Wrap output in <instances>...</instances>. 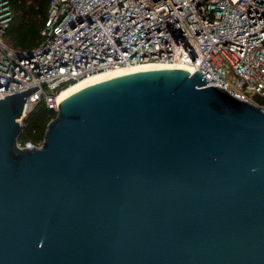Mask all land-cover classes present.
Here are the masks:
<instances>
[{"label": "water", "instance_id": "95a60500", "mask_svg": "<svg viewBox=\"0 0 264 264\" xmlns=\"http://www.w3.org/2000/svg\"><path fill=\"white\" fill-rule=\"evenodd\" d=\"M213 81L89 85L32 149L18 120L46 83L0 100V264H264V110Z\"/></svg>", "mask_w": 264, "mask_h": 264}, {"label": "built area", "instance_id": "2783aa9c", "mask_svg": "<svg viewBox=\"0 0 264 264\" xmlns=\"http://www.w3.org/2000/svg\"><path fill=\"white\" fill-rule=\"evenodd\" d=\"M11 19L0 0V100L46 83L26 98L21 127L40 101L56 110L63 86L149 64L185 66L214 80L206 87L264 99V0H49L31 51L5 44Z\"/></svg>", "mask_w": 264, "mask_h": 264}, {"label": "trees", "instance_id": "16d2710c", "mask_svg": "<svg viewBox=\"0 0 264 264\" xmlns=\"http://www.w3.org/2000/svg\"><path fill=\"white\" fill-rule=\"evenodd\" d=\"M12 19L4 35V42L19 51L32 50L42 43L40 32L47 19L49 0H7ZM71 85V84H70ZM63 86L61 90L68 87ZM253 103L264 109V99L253 98ZM56 116L55 110L40 101L23 120L17 144L41 145L47 124Z\"/></svg>", "mask_w": 264, "mask_h": 264}, {"label": "bare ground", "instance_id": "6f19581e", "mask_svg": "<svg viewBox=\"0 0 264 264\" xmlns=\"http://www.w3.org/2000/svg\"><path fill=\"white\" fill-rule=\"evenodd\" d=\"M154 69H184L188 72L192 73V70L185 66H174V67H165L161 65L156 64H149V65H143L137 68H131V69H117L106 73H99L97 75L91 76L87 79L81 80L79 82L73 83L69 85L68 87L61 90L56 97L55 103L58 105L61 103L64 99L68 98L72 94L76 93L77 91L95 84L99 83L108 79H112L114 77L126 75L129 73L139 72V71H147V70H154Z\"/></svg>", "mask_w": 264, "mask_h": 264}, {"label": "rangeland", "instance_id": "374dc122", "mask_svg": "<svg viewBox=\"0 0 264 264\" xmlns=\"http://www.w3.org/2000/svg\"><path fill=\"white\" fill-rule=\"evenodd\" d=\"M264 110V109H263Z\"/></svg>", "mask_w": 264, "mask_h": 264}]
</instances>
